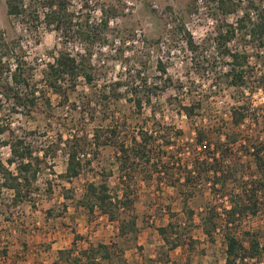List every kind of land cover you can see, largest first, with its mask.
<instances>
[{
    "label": "trees",
    "instance_id": "1",
    "mask_svg": "<svg viewBox=\"0 0 264 264\" xmlns=\"http://www.w3.org/2000/svg\"><path fill=\"white\" fill-rule=\"evenodd\" d=\"M213 1L223 16L241 11L233 23H223L218 27L211 45L216 56L226 58L217 74L220 84L239 89L242 102L231 108L228 123L211 118L208 124L195 125L194 137L180 144L172 141L169 126L156 120L155 114L152 118H141L142 125L135 130L138 136L126 139L122 135L125 130L123 127L132 123H127L126 118L116 120L114 110L119 98L126 96L118 91L124 83L116 81L94 87L97 75L91 63V50L96 42L109 44L108 39L99 34L109 28L110 19L117 16L116 9L101 8L100 20L94 23L76 17L74 11L69 9L70 0L5 1L8 16L22 20L28 18L31 22L41 18L62 36L81 41L84 51L72 55L67 50H58L51 55L52 61L46 62L37 81L34 78V67L20 54L22 47L18 39L6 36L0 28V92L10 101L12 108H16V112L25 109L28 112L39 109L40 112H49L54 108L52 96L58 98L57 104L73 110L65 129L67 135L64 138L59 135L56 142V146L63 143L62 148L67 156L65 169L58 175L61 180L71 181L83 173L93 160L99 158V150L105 146L113 149L117 170V189L109 185L113 169L98 162V180H87L77 198L72 189L64 188V196L75 198V207L84 208L88 222L93 221V215L97 213L116 224L117 236L121 241L93 243L74 232L72 244L58 249L52 264H129L124 255L125 249L134 246L142 250L138 244V216L131 197L133 185L139 178L145 185L152 182L156 189L160 184H165L173 190L172 202L177 200L179 203L182 217L168 203L164 210L168 219L165 224L156 227L157 238L166 246L167 254L169 250L180 246H185L188 251L193 250L197 239L192 231L197 227L209 243L215 242L217 234L222 237L224 264H251V260L257 264L263 259L264 235L241 229V226L249 215L259 213V203L263 204L264 216V143L254 136L245 135L239 127L247 117L252 118L256 126L262 125V121L250 109L249 96L258 89L264 91V72L253 78V65L250 63L253 58L264 66V5L262 0ZM184 40L190 52L208 57L205 54L207 49L194 43L189 33L184 32ZM233 41L237 43L234 48L230 46ZM4 70L7 75L2 78ZM159 70L162 72L159 78L163 79L165 87L169 78L163 77L166 71L161 64ZM79 78L95 88L94 99L82 91L78 93ZM131 78L134 85L129 91L126 87L125 92L130 94L128 101L141 115L142 105L151 101L152 94L148 92L150 81L140 71H135ZM250 82L255 83L248 87ZM155 84L157 82L152 87ZM245 87L248 88V96L240 90ZM144 90L147 92L144 93ZM77 102L80 105L77 106ZM195 108L194 103L182 107L188 119L195 115ZM86 117L93 123L98 120L101 123L90 133L86 130L77 133L80 121ZM104 118L110 121L106 126L102 124ZM149 120L151 126L145 128ZM9 132L8 140L3 144L9 146L10 155L6 164L0 160V194L9 190L11 195L8 198L0 195V215L18 230L22 223L18 224L19 218H15L14 212L16 209L22 210L26 204L30 210L36 209L41 164H45L48 158L53 159L56 148L50 143L38 149L26 136L16 134L14 130ZM173 136L181 138L183 131L177 129ZM41 149L42 153L39 154ZM86 150L91 153L88 157ZM185 153L190 156V160L183 163L180 154ZM245 156L251 158L252 170V163L246 161ZM245 176L248 177L245 179ZM206 189L215 198H227L229 205L220 207L222 204L216 205L211 200L196 211L190 203ZM43 190L47 191L46 195L51 194L50 181H47ZM53 211V208L45 209L43 217L47 220L58 217L66 209L63 206L60 211ZM77 242L83 245L78 246ZM20 244L22 249L12 253L8 245L0 246V259L4 264H15L16 260L24 259V248L27 245L22 239ZM49 247L47 243L42 250H49ZM10 255L11 260L6 261ZM166 258L165 262L173 261L169 255ZM173 264L180 263L173 261Z\"/></svg>",
    "mask_w": 264,
    "mask_h": 264
},
{
    "label": "rangeland",
    "instance_id": "2",
    "mask_svg": "<svg viewBox=\"0 0 264 264\" xmlns=\"http://www.w3.org/2000/svg\"><path fill=\"white\" fill-rule=\"evenodd\" d=\"M5 1L0 0V28L4 30L6 36L18 39L22 47L20 54L34 67V78L37 81L41 77L46 62L52 61L51 55L56 54L58 50H67L72 55L84 51L81 41L62 36L53 26L45 24L41 18L31 22L28 18L22 20L8 16ZM262 1L264 5V0ZM101 8H114L117 10V16L111 18L109 28L99 34L100 37H106L109 44L96 42L91 50V63L97 75L94 87L98 88L100 85H108L116 81L124 83L125 86L120 85L118 91L126 96L119 98L114 110L116 120L121 121L126 118L127 123H132L128 127H123L125 130L122 135L126 139H130L133 135L138 136L135 130L142 125L141 118H152L154 114V118L162 125L169 126L171 139L175 144L191 140L195 135L194 126L208 124L211 118L225 123L230 121L231 108L236 103L242 102L241 93L233 86L225 87L220 84L217 74L221 71L226 58L216 56L211 44L218 27L223 23H233L241 14L240 10L236 14L223 16L215 8L213 0H70L69 5V9L74 11L76 17L81 20L88 19L89 22L94 23H97L101 17ZM184 32L189 33L194 43L202 49H207L205 50L207 58L200 54L196 56L186 48ZM236 44L233 41L230 46L234 48ZM250 63L253 65V78L264 72V66L255 59L251 58ZM160 64L166 71L163 77L169 78V80L166 79L165 87L163 79L159 78L162 75L159 70ZM129 69L130 72H128ZM135 71H140L150 81L148 92L152 94L150 103L142 105L141 115L128 101L130 94L125 92L126 87L129 91L134 85L131 77ZM5 75L7 72L4 70L2 78ZM155 82H157L156 86L152 87ZM254 83L250 82L248 87ZM94 87H90L82 78H79L78 93L82 91L90 99H94ZM244 89L248 88L240 90L244 91ZM145 92L147 91L144 90ZM263 93L258 91L249 96L252 107L259 112L258 117L262 125L256 126L247 121L244 122L243 127L246 135L254 136L259 141H261L260 135L262 136L264 132ZM245 95L248 96V93ZM51 99L54 108H51L49 112H40V109L35 112H28L26 109L23 112L18 110L16 112V108H12L10 101L0 92V160L6 164V159L10 155L9 146L3 144L8 140L10 130H14L18 135L26 136L28 141L38 149L43 144L50 143H53V147L56 148L53 159L48 158L45 164H41L37 182L39 191L36 209L32 211L26 204L22 210L16 209L14 212L15 218H19L18 224L23 225L21 224L16 230L0 215V246L8 245L12 253L16 249H22L20 244L22 239L27 245L23 255L29 259V264L32 260L34 263L37 261L39 264H52L56 251L72 244L74 232L83 235L93 243L121 241L117 236L116 224L106 220V217H100L97 213L93 215V221L88 222L84 208L75 207V198L64 196V188L72 189L77 198L82 193L83 185L87 180H98V162L113 169L109 185L112 189L119 188L113 149L107 146L100 148L99 158L93 160L90 167L85 168L83 173L71 181L61 180L58 175L65 169L67 156L62 148L63 143L56 146V142L59 135H62V138L67 135L65 129L73 115V110L57 104L58 98L55 96ZM193 103L196 107L195 115L189 119L182 116L180 114L182 107ZM78 105H80L79 102H77ZM98 121L93 123L87 117L84 118L80 121L81 126L77 128V133L83 130L90 133L96 125L101 123ZM102 121L104 126L110 123L109 119L104 118ZM150 126L149 120L144 127ZM177 129L183 131V136L178 139L173 136ZM40 153L42 149L39 150ZM88 153L87 157L91 155L90 152ZM180 155L183 163L190 160L187 153ZM244 159L251 161L249 156H245ZM251 163L250 170L253 169V162ZM247 177L245 176V179ZM47 181H50L52 191L49 196L45 194L47 191L43 190ZM133 188L131 197L138 216L137 221L141 231L138 235L142 250L134 246L125 249L124 255L129 264H173V261H179L180 264H224L222 237L217 234L215 242L209 243L197 227L192 231L197 239L193 250L188 251L185 246H180L168 251L167 254L166 246L159 241L154 230L157 225L165 223L168 219L164 212L165 205L168 203H171L172 209L178 211L179 216L182 217L178 201L172 202L173 190L165 184H160L156 189L152 182L145 185L140 178ZM0 195L8 198L11 191L4 190ZM208 201L216 205L222 204L220 207L229 205L227 198H215L207 189L203 194L196 195L190 205L199 211V208ZM63 206L66 211L62 215L48 220L43 217L45 209L53 208V212L56 213ZM259 208L258 214L249 215L243 220L241 229H249L262 236L264 235L262 203H259ZM47 243L50 244L49 250H42ZM83 244L77 242L78 246ZM166 255H169V259L173 261L165 262ZM253 261L251 260L250 263L256 264ZM257 264H264V257Z\"/></svg>",
    "mask_w": 264,
    "mask_h": 264
},
{
    "label": "built area",
    "instance_id": "3",
    "mask_svg": "<svg viewBox=\"0 0 264 264\" xmlns=\"http://www.w3.org/2000/svg\"><path fill=\"white\" fill-rule=\"evenodd\" d=\"M100 20V17H99V19H98V21ZM258 91H262V90H260V89H258V90H256V91H254V92H252V93H256V92H258ZM244 92H245V94H247L248 93V95H249V91L247 92V89H244ZM262 92H264V91H262ZM253 94V95H254ZM263 99H264V93H263ZM250 109L257 115V116H259V112H256L255 111V109L252 107V103L250 104ZM180 114L182 115V116H184V117H186L187 118V116L185 115V113H184V111L183 110H181L180 111ZM250 122L251 124H254L255 125V123L253 122V119L252 118H250V117H247V118H245L244 120H243V122H242V124L240 125V127H239V129L240 130H242V132L244 133V131H243V127H244V122ZM263 122H264V120H263ZM263 133V135L261 136L260 135V140L262 141V142H264V140H263V138H264V132H262ZM245 134V133H244ZM246 135V134H245ZM247 136H250L249 134L247 135ZM192 139V138H191ZM81 157L83 156V155H80Z\"/></svg>",
    "mask_w": 264,
    "mask_h": 264
},
{
    "label": "crops",
    "instance_id": "4",
    "mask_svg": "<svg viewBox=\"0 0 264 264\" xmlns=\"http://www.w3.org/2000/svg\"><path fill=\"white\" fill-rule=\"evenodd\" d=\"M167 215V214H166ZM100 217H105L104 215H100ZM106 220H107V218H106ZM167 221V220H166ZM113 223V222H112ZM166 223V222H165ZM165 223H161V224H159V225H162V224H165ZM114 224V223H113ZM158 226V225H157ZM156 226V227H157ZM154 231H156V228H155V230ZM141 232V231H140ZM139 232V233H140ZM157 233V232H156ZM139 235H138V244H140V242H139ZM145 240H147V239H145ZM159 241H161L160 239H159ZM161 243H162V241H161ZM176 249V248H175ZM174 250V249H173ZM169 251H172V250H169ZM55 257H56V255H55ZM55 257H54V259H55ZM53 259V260H54ZM11 260V255L9 256V258H7L6 259V261H10ZM4 264V262H2V259H0V264ZM15 264H29V259L28 258H26L25 256H24V259L23 260H16V262H15ZM31 264H39L37 261H35V263H34V261L32 260V262H31Z\"/></svg>",
    "mask_w": 264,
    "mask_h": 264
}]
</instances>
